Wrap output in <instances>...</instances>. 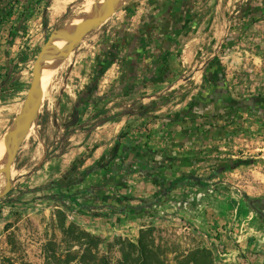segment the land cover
Listing matches in <instances>:
<instances>
[{
  "label": "crops",
  "instance_id": "obj_1",
  "mask_svg": "<svg viewBox=\"0 0 264 264\" xmlns=\"http://www.w3.org/2000/svg\"><path fill=\"white\" fill-rule=\"evenodd\" d=\"M166 1L168 0L123 2L119 13L114 12L117 16L100 26L99 38L95 41L98 50L93 55L95 60L91 62L97 64L107 56L118 46L117 43L125 38L129 30L143 24L139 18H143V15L153 18ZM195 1L197 6L193 10L194 16L206 15L204 24L213 19H221L220 8L223 7L224 0ZM31 2H35L36 7L32 15L23 21L21 14ZM47 2L48 0H0V138L13 127L24 104L29 81L27 79L31 70L25 66L32 67L44 49L51 29V24L43 23ZM224 6L227 8V5ZM137 8L140 10L136 19L130 21L128 15ZM149 37L138 40L143 47L139 44L136 46L139 58L143 61L146 57L143 65L146 74L150 73L156 62L154 44L150 46ZM85 39L76 50L84 46ZM85 53L86 50L78 55L83 56ZM151 54L154 56L150 57ZM123 56L122 53L118 62L124 61ZM184 59V56H181L175 61L180 73L186 70L181 68L185 66ZM118 62L105 71L98 85V95L106 94L109 99L84 106L88 107V110L82 121L86 120L89 113L113 106V102L109 103L114 96L112 90L123 81L122 75L125 71L123 64ZM82 69L90 79L96 71V68L88 66ZM146 87L145 91L152 93L159 88V83L150 81ZM128 91L129 88L122 86L120 96L113 98L114 101L131 97L133 94H128ZM67 93L68 100L73 98L71 92ZM77 97L78 95L75 96L68 112L72 110ZM62 107L66 109L68 105ZM170 113L167 108H155L148 113L121 110L116 117L98 125L92 131L81 126L77 132L69 134L65 150L59 155V140L66 129L59 130L57 122L48 119L46 130H39L37 138L28 142L30 134L26 136L13 163L12 174L18 167L26 147L32 146L33 152L41 148V161L37 162L32 170L21 169L18 172V181L23 183L21 187H27L26 193L30 190L33 193L48 189L75 195L77 202H72V205L83 212L87 224L85 225L84 220L82 222L87 230L99 233L102 230H140L146 227L145 221L154 215H175L184 222H189L192 227L202 226L204 229L205 225L216 226L223 233L222 240L229 237L234 227L238 230L234 233L238 236L236 242L213 244L209 246L213 253L220 257L225 256L230 264H264V223L249 206L247 207L250 210H246L242 205L241 198L244 197L236 186L234 188L238 189L240 198L236 192H231L229 187L220 183L219 177L212 179L219 182L213 188L186 183L159 198L165 185L155 179L154 174L168 181L189 174L208 176L196 170L204 163L206 156L203 149L212 141L195 136L190 132L192 126L189 128L185 126L187 124L175 121L170 117ZM60 131L62 134L58 133ZM62 161L67 162L68 166L60 163ZM74 162L78 164L73 167ZM96 163L103 166L84 176V170ZM63 176L68 178L67 182H63ZM12 178L14 179L13 175ZM56 182L59 185H55ZM48 185L50 186L47 187ZM120 198L125 201L120 203ZM142 204H150L151 207L135 209ZM121 207H127L128 213L121 211ZM223 251H226V254H222Z\"/></svg>",
  "mask_w": 264,
  "mask_h": 264
},
{
  "label": "rangeland",
  "instance_id": "obj_2",
  "mask_svg": "<svg viewBox=\"0 0 264 264\" xmlns=\"http://www.w3.org/2000/svg\"><path fill=\"white\" fill-rule=\"evenodd\" d=\"M94 1L51 0L49 6L46 3L43 23L51 24V29L49 28L44 48L52 42L58 30L74 17L82 15L88 5ZM240 1H223V5H227V15L238 9ZM70 6L74 7L71 9ZM115 8L111 7L109 17L105 22L111 21L113 16H117L116 13H113ZM116 9L119 13V9ZM219 22L218 29L221 28ZM240 22L242 31L236 33L233 46L221 50L220 58L233 92L240 96L264 95V18L251 21L242 19ZM100 30L99 27L97 31L87 35L81 49H75L76 51L62 65L53 68L50 80L43 85L42 99L34 114V127L28 133V135L30 134L28 142L38 137L39 130L42 132L46 130L48 119L52 122L56 121L59 130L66 129V117L75 96L90 79L88 75L84 74L82 68L87 66L96 68V64L91 61L96 58L93 56L98 50L95 41L99 38ZM204 42L206 43L205 39L196 38L189 43L186 52L183 53L185 58V66L181 64L183 70L191 69L193 65L201 63L202 59L195 55V50L198 45H202ZM85 50L87 53L83 56L78 55ZM25 68L31 67L25 66ZM31 72L30 70L27 79L29 80L27 93L32 80ZM200 75L201 73L197 74V78ZM67 92H71L73 98L68 100ZM62 105H68V107L64 109ZM181 107L183 104L179 108ZM167 111L170 110L167 109ZM242 125L244 126L243 131L232 134L230 139L211 140L212 142L203 149L206 156L203 157L204 163L199 165L196 171L200 170L204 175L209 176L216 170H220L216 177H219L220 181L228 182L229 184L225 185L231 192H236L235 194L239 198L241 194L237 192L238 189L252 197H264V116L249 114L247 123ZM58 133L62 134V131ZM201 152L203 151L201 150ZM42 158L41 148L33 152L32 146L26 147L19 159L18 167L14 169L13 174L11 173V177L14 176L12 180H17L16 183H13V187L7 195L0 198V264H46L45 250L48 243L55 241L63 244V220H65L66 226L74 224L81 230L100 237L102 253L109 255L116 264L122 258L121 240L136 241L142 230L150 228L155 230L153 236L171 263H174V257L181 252H187L199 246L209 248L217 243L236 242L238 238L234 234L238 230H235L234 227L229 237L222 240L223 233L216 226L205 225L204 229L202 226L192 227L189 222H184L178 216H166L165 214L152 216L145 221L146 227L140 230H102L101 233L87 230L85 227L87 220L80 208L72 203L67 208L56 199L47 197L49 194H60V191L46 189L33 193L30 190L29 193H26L27 187H21L23 183L18 181V172L21 169L32 170ZM233 161L234 165L224 168L223 165ZM60 163L68 166L67 162ZM62 180L67 182L68 178L63 176ZM5 186L6 178L1 176L0 190H3ZM241 200L242 205L247 208L246 210H250L251 208L247 207V200L245 198H241ZM83 220L85 225H83ZM63 246L65 248L66 245L63 244ZM74 246L73 250L78 249V245ZM222 254H226V251H223ZM214 264L230 263L225 259V256L220 257V255L214 254Z\"/></svg>",
  "mask_w": 264,
  "mask_h": 264
},
{
  "label": "flooded vegetation",
  "instance_id": "obj_3",
  "mask_svg": "<svg viewBox=\"0 0 264 264\" xmlns=\"http://www.w3.org/2000/svg\"><path fill=\"white\" fill-rule=\"evenodd\" d=\"M196 6L195 0H168L153 18L144 15L139 18L143 24L129 30L125 38L117 43L118 46L96 64L95 74L79 92L66 117V132L60 138L59 145L65 144L67 135L77 132L79 127L85 126L83 128L92 131L98 126L96 124L116 117L121 110L148 113L155 108H167L171 111L172 119L187 124L185 126L189 128L192 126L191 133L209 142L214 138L227 140L232 134L243 131L242 124L247 123L249 114L264 116V95L240 96L233 92L220 58L221 50L233 46L236 33L242 31V19L251 21L264 18V0H242L238 9L230 15H227L223 5L220 8L221 19L210 20L207 24H204L206 15L194 16ZM140 8L128 15L130 21L136 19ZM218 22L221 23L219 29ZM145 36H150L149 43L150 46L154 44L153 52L156 54V62L149 74L144 73L143 68L146 57L142 61L136 50L137 44L143 47L138 40ZM196 38L206 40L195 50V55L202 61L180 73L176 63L178 57L183 56L189 43ZM122 53L124 61L118 62ZM117 62L123 64L125 71L121 77L123 81L112 90L114 96L109 103L113 102V106L89 113L82 121L88 110L84 106L109 99L106 94L98 95V85L107 70L102 72V69L108 64V68H111ZM199 73L201 75L197 78ZM150 81L159 83V88L152 93L145 91ZM122 86L129 88L127 93L132 92L133 95L114 101L113 98L120 96ZM182 104L183 107L179 108ZM77 164L74 162L73 167ZM232 165L234 161L223 166ZM244 198L264 223V197Z\"/></svg>",
  "mask_w": 264,
  "mask_h": 264
},
{
  "label": "trees",
  "instance_id": "obj_4",
  "mask_svg": "<svg viewBox=\"0 0 264 264\" xmlns=\"http://www.w3.org/2000/svg\"><path fill=\"white\" fill-rule=\"evenodd\" d=\"M51 0H48L47 4L49 6ZM36 7L35 2H31L21 14L22 20L28 19ZM109 64L102 69L104 72L108 69ZM100 125V124H96ZM69 134L67 135V137ZM66 145H59L57 154H61L65 150ZM103 164L96 163L83 172L85 176L87 173L92 172ZM220 170H216L210 176H195L192 174L184 175L172 181H168L164 178L154 174L155 179H158L160 183L164 182V188L161 191L160 199L168 195L169 192L182 185L190 184L192 186H204L207 188H213L216 183L212 179L218 175ZM220 183L229 184L228 182L221 181ZM55 185H59L57 182ZM48 185L47 187H49ZM231 187H233L230 184ZM26 191V190H25ZM242 192V191H241ZM244 197L250 199L252 196L246 192H242ZM47 197L54 198L58 202L62 203L65 207L69 208L70 203L77 202V197L71 194H49ZM120 203H123L125 199H119ZM151 207L150 204H142L135 207L136 210L146 209ZM121 211L128 213L127 207H121ZM62 231L64 234V239L62 243L59 244L55 241L48 243L46 246V264H116L113 262L112 258L102 253L101 244L102 239L86 230H81L78 226L70 224L66 226L65 220L62 222ZM155 230L151 228L149 230H142L140 232V237L136 241L133 240H121V251L122 258L117 264H214V254L213 251L207 247H196L187 252H181L174 257V263L167 258L164 250L161 249V245L157 244L156 238L153 236ZM74 245H78V249H74ZM62 246V248H61ZM165 255V256H164Z\"/></svg>",
  "mask_w": 264,
  "mask_h": 264
},
{
  "label": "water",
  "instance_id": "obj_5",
  "mask_svg": "<svg viewBox=\"0 0 264 264\" xmlns=\"http://www.w3.org/2000/svg\"><path fill=\"white\" fill-rule=\"evenodd\" d=\"M123 0H95L88 5L83 15V20L77 30L66 35L61 40L50 42L42 50L31 67V84L24 100V104L16 117L17 133L13 140L4 149L0 156V177L5 176L6 186L0 190V198L7 195L12 187V166L18 151L34 127L33 119L38 103L43 94V77L49 69L62 65L91 32L97 30L109 17L111 7L120 8ZM113 11L116 12L117 9Z\"/></svg>",
  "mask_w": 264,
  "mask_h": 264
},
{
  "label": "bare ground",
  "instance_id": "obj_6",
  "mask_svg": "<svg viewBox=\"0 0 264 264\" xmlns=\"http://www.w3.org/2000/svg\"><path fill=\"white\" fill-rule=\"evenodd\" d=\"M125 1L127 0H123L122 2ZM82 20H83V15H79L71 19L64 27H62L60 30L56 32V34L54 35L53 42L56 40H61L66 35L77 30ZM52 72H53V68L49 69L46 75L43 77V85H45L50 80ZM41 99L38 103V107L40 106ZM16 133H17V126L16 124H14L13 127L0 139V156L3 153L4 149L6 148V146L9 144V142L15 138Z\"/></svg>",
  "mask_w": 264,
  "mask_h": 264
}]
</instances>
